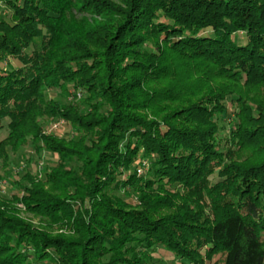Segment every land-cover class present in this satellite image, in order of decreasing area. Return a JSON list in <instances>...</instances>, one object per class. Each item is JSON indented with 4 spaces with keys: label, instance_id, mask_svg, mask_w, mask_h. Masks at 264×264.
<instances>
[{
    "label": "trees",
    "instance_id": "obj_1",
    "mask_svg": "<svg viewBox=\"0 0 264 264\" xmlns=\"http://www.w3.org/2000/svg\"><path fill=\"white\" fill-rule=\"evenodd\" d=\"M0 4V153L58 157L12 175L0 264H264V0Z\"/></svg>",
    "mask_w": 264,
    "mask_h": 264
},
{
    "label": "rangeland",
    "instance_id": "obj_2",
    "mask_svg": "<svg viewBox=\"0 0 264 264\" xmlns=\"http://www.w3.org/2000/svg\"><path fill=\"white\" fill-rule=\"evenodd\" d=\"M5 8L0 4V15L3 17H7ZM79 19L85 18L91 20L90 15L82 14L78 16ZM241 38L242 35L239 34ZM147 45V44H146ZM73 91V90H71ZM74 92V91H73ZM76 92V93H75ZM74 92V96H68L67 98L60 96L58 93L49 92L48 98H52L53 101H56L60 104H67L68 102L73 101H80L83 99L82 92ZM255 98L260 99L261 101L264 100V87L259 89L255 96ZM232 103H227L226 107L228 111L232 108ZM63 120V119H59ZM57 120H48L43 124V133L49 136H55V133L49 132L50 125ZM64 121V120H63ZM66 122V121H65ZM66 129L64 134H58L59 136L68 138L65 134L69 132L71 129L66 122ZM8 131L6 128L0 131V140H4L7 137ZM70 138V137H69ZM20 149V148H19ZM12 151L7 149L8 153L6 156L4 153H0V198H8L13 191V181L14 179H19L25 175L26 172H29L31 175L36 176L38 179L42 178L43 171L45 168H49L55 164L58 157L55 153H48L44 150H41L39 153H36L33 149H31L28 145L24 146L20 150ZM262 150L254 149L252 146L247 145L243 151L240 152L241 159L240 161H246V164L250 161L254 163L255 161L259 160L262 154ZM146 161V160H145ZM15 175L16 177H13ZM24 183V182H22ZM134 200V197H130L128 201ZM19 216L25 222L31 223L32 225H38L39 217L34 216L33 214L26 212L22 205H17ZM151 261L150 264H180L179 261L171 258L165 252L162 251L161 248H158L151 254ZM208 264V263H206Z\"/></svg>",
    "mask_w": 264,
    "mask_h": 264
},
{
    "label": "built area",
    "instance_id": "obj_3",
    "mask_svg": "<svg viewBox=\"0 0 264 264\" xmlns=\"http://www.w3.org/2000/svg\"><path fill=\"white\" fill-rule=\"evenodd\" d=\"M66 129V122L63 120H57L55 122H53L50 125V129L49 132H53L55 134H63L65 132ZM147 166L146 162H142V165L140 168L137 169V174L141 175L143 173L144 168Z\"/></svg>",
    "mask_w": 264,
    "mask_h": 264
}]
</instances>
